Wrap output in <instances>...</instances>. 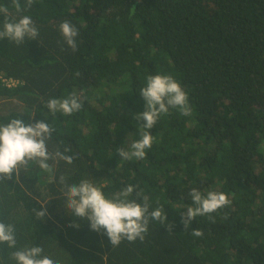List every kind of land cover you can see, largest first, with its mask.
Listing matches in <instances>:
<instances>
[{
  "label": "trees",
  "instance_id": "trees-1",
  "mask_svg": "<svg viewBox=\"0 0 264 264\" xmlns=\"http://www.w3.org/2000/svg\"><path fill=\"white\" fill-rule=\"evenodd\" d=\"M0 6L38 29V41L0 40V101L23 106L0 124L48 123V151L73 157L49 160L51 172L29 162L0 179V222L16 236L15 248L0 244V264H17L12 253L34 246L55 264H264V0H34L20 14L12 0ZM65 21L78 30L75 51L59 30ZM155 75L181 85L190 113L169 108L150 130L146 156L120 160L118 148L141 138L139 90ZM73 94L82 107L71 115L46 107ZM61 176L89 179L108 198L131 185L128 200L164 208L168 222L150 218L143 241L112 247L68 214ZM193 188L223 192L230 203L186 230ZM45 204L47 220H39Z\"/></svg>",
  "mask_w": 264,
  "mask_h": 264
},
{
  "label": "clouds",
  "instance_id": "clouds-1",
  "mask_svg": "<svg viewBox=\"0 0 264 264\" xmlns=\"http://www.w3.org/2000/svg\"><path fill=\"white\" fill-rule=\"evenodd\" d=\"M33 2L34 0H27L26 5L22 7L20 0H12V6L20 14L26 8H31ZM0 14L5 17L3 29L0 30V40L6 38L17 45L22 44L26 37L37 40L38 29L30 16L21 15L18 20L9 19L7 6H0ZM59 30L67 45L75 51L78 30L67 21L60 24ZM139 94L146 103V110L134 117L136 121L143 122L137 124L141 138L132 142L127 150L124 147L118 148L117 155L120 160L143 159L146 156V150L153 144L150 130L155 127L161 114L168 113L169 108H179L184 115L190 113L187 94L170 75L149 76L147 85L139 90ZM46 107L52 115L59 112L67 116L79 111L82 104L73 94L63 99L51 98L47 101ZM53 131L54 129L43 121L31 124L13 118L6 124H0V179L12 180L13 174L18 176L19 170L26 167L29 162H34L47 172L52 171L49 160L59 158L71 164L72 156L64 155L60 151L55 153L48 151L47 142ZM60 183L63 185L61 191L66 200L63 205L68 214L75 219L88 221L90 229L106 235L112 247L119 246L123 240L143 241L150 218L162 223L168 222L164 208L158 207L150 212L147 201L141 205L135 200H128L134 191L131 185L125 187L115 197L108 198L101 188L89 179H83L79 184H68L61 176ZM188 195L195 207L189 206L186 212L182 213L181 222L186 230L197 216L211 215L230 203L223 192L208 191L204 194L193 188ZM46 205H42L45 206L44 211L38 210L36 213L39 220H47ZM165 227L171 230L172 225L167 223ZM191 234L194 237L203 235L199 229L192 230ZM0 244H7L9 248L16 247L14 225L0 222ZM12 257L17 264H55L52 259L43 255L41 246L15 251Z\"/></svg>",
  "mask_w": 264,
  "mask_h": 264
},
{
  "label": "rangeland",
  "instance_id": "rangeland-1",
  "mask_svg": "<svg viewBox=\"0 0 264 264\" xmlns=\"http://www.w3.org/2000/svg\"><path fill=\"white\" fill-rule=\"evenodd\" d=\"M2 79L3 85H5L7 88L15 87L14 85H11V87H8L6 82H14V80H8V79ZM18 85V84H17ZM23 106L17 102L16 100H1L0 101V115L3 114H9L12 111H22Z\"/></svg>",
  "mask_w": 264,
  "mask_h": 264
},
{
  "label": "built area",
  "instance_id": "built-area-1",
  "mask_svg": "<svg viewBox=\"0 0 264 264\" xmlns=\"http://www.w3.org/2000/svg\"><path fill=\"white\" fill-rule=\"evenodd\" d=\"M6 84L8 87H11V85L17 86L18 82L17 81H14L13 83L12 82H6Z\"/></svg>",
  "mask_w": 264,
  "mask_h": 264
}]
</instances>
